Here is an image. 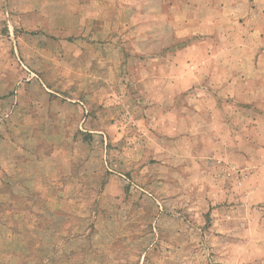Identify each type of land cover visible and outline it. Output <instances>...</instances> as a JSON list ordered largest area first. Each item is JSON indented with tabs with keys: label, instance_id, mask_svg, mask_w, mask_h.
Instances as JSON below:
<instances>
[{
	"label": "rangeland",
	"instance_id": "rangeland-1",
	"mask_svg": "<svg viewBox=\"0 0 264 264\" xmlns=\"http://www.w3.org/2000/svg\"><path fill=\"white\" fill-rule=\"evenodd\" d=\"M0 264H264V0H0Z\"/></svg>",
	"mask_w": 264,
	"mask_h": 264
}]
</instances>
